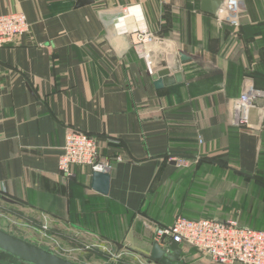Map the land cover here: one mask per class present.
Returning <instances> with one entry per match:
<instances>
[{"label": "crops", "instance_id": "crops-1", "mask_svg": "<svg viewBox=\"0 0 264 264\" xmlns=\"http://www.w3.org/2000/svg\"><path fill=\"white\" fill-rule=\"evenodd\" d=\"M242 1L232 27L203 11L201 0H0L1 13L22 11L30 24L0 49V194L14 201L0 198L4 210L38 228L46 219L47 233L79 244L90 230V244L139 264L150 261L155 225L176 216H151L145 205L183 170L179 160L264 184L253 175L264 155V98L248 125L233 120L246 82L264 91V0ZM120 6L127 12L117 28ZM144 26L161 38L147 46L152 73L134 44L133 31ZM175 62L181 80L156 88L154 74ZM70 129L96 136L99 158L111 164L107 194L91 188L86 166L59 171ZM180 247V260L192 264L187 250L198 251Z\"/></svg>", "mask_w": 264, "mask_h": 264}, {"label": "built area", "instance_id": "built-area-1", "mask_svg": "<svg viewBox=\"0 0 264 264\" xmlns=\"http://www.w3.org/2000/svg\"><path fill=\"white\" fill-rule=\"evenodd\" d=\"M222 9L224 15L220 14L221 11L217 12V18L232 27H238L245 10L244 2L222 0ZM119 12L122 16L117 18L115 25L122 28L121 22L127 8L120 6ZM29 30L30 24L24 12H0V49L5 44L19 41L23 35L29 33ZM133 35L137 52L145 60L149 73H152L151 56L147 46L157 40L160 41L161 38L145 26L134 30ZM259 98H264V91L246 82L242 92L233 102V120L237 126L248 125V112ZM57 164L59 171L65 176L72 174L74 166H86L90 173L108 172L111 169V164L98 156L96 136L76 129L67 132ZM1 212H4V207L0 203ZM40 228L47 236L49 226L46 220H43ZM153 233L154 241L161 247H166L170 242H176L179 246H190L215 264H264V229L240 225L233 219L223 220L217 217L189 219L177 215L170 224H156ZM93 248L100 249L112 262L122 255L103 245L90 244V249ZM137 260L139 264H158L152 260L146 261L141 258Z\"/></svg>", "mask_w": 264, "mask_h": 264}, {"label": "rangeland", "instance_id": "rangeland-1", "mask_svg": "<svg viewBox=\"0 0 264 264\" xmlns=\"http://www.w3.org/2000/svg\"><path fill=\"white\" fill-rule=\"evenodd\" d=\"M262 158V162H259L260 168L253 175L264 182V155H262ZM182 161L179 160L178 162L180 169L183 170L172 180V183L164 188L154 189L151 192L145 205V211L149 215L156 216L159 211H163L166 212L168 217L171 216L172 218L175 215L177 216V213H181L188 218L206 216L229 217L236 220L239 224L264 229V215H259V213L264 214V194L261 193V188H259L264 186V184L255 182L248 177L237 175L226 168L208 166L192 160ZM184 170L185 172H183ZM248 204H251L250 218L244 213ZM0 218L4 220V224L0 220V229L9 230V232L19 237L23 236L26 240L45 249H54L55 252L64 258L78 264H100L101 262L104 264L106 260H109L100 249H90V237L88 234L90 233V230H88L90 226L82 224L80 221L75 223L89 228H86L88 232L81 233L83 241H80L79 244L75 237L65 240L55 234L50 235L47 233L49 236H46L40 227L38 228L34 223L18 217L10 211L4 210V212H1ZM251 221H257L258 226L251 225ZM41 222L43 221L41 220ZM69 228L66 230H71L70 226ZM187 254L190 256L189 262H192V264H200L201 261L211 264L204 255L198 252L187 250ZM123 263L124 261L120 260V258L114 262V264ZM0 264L22 263L0 252ZM124 264L134 263L125 262Z\"/></svg>", "mask_w": 264, "mask_h": 264}, {"label": "water", "instance_id": "water-1", "mask_svg": "<svg viewBox=\"0 0 264 264\" xmlns=\"http://www.w3.org/2000/svg\"><path fill=\"white\" fill-rule=\"evenodd\" d=\"M92 2V0H77L76 5H84ZM222 5V0H201V9L203 11L216 14ZM187 57L183 53L178 54V59L185 60ZM174 71L171 75L170 72ZM154 86L162 87L164 84L173 83L181 80V74L178 71V64L175 62L170 68H164L153 76ZM110 184V175L108 172L93 171L91 173L90 186L93 190L107 194ZM0 198L4 201L14 202L0 194ZM0 251L11 256L22 264H78L63 256L55 253L51 249H45L35 243L27 241L10 232L0 229ZM181 247L176 242H170L166 247H161L157 242L153 241L149 253L150 260L158 264H183L180 260ZM109 264H113L110 262Z\"/></svg>", "mask_w": 264, "mask_h": 264}, {"label": "trees", "instance_id": "trees-1", "mask_svg": "<svg viewBox=\"0 0 264 264\" xmlns=\"http://www.w3.org/2000/svg\"><path fill=\"white\" fill-rule=\"evenodd\" d=\"M262 160H263V158H262V156L259 158V162L261 163L262 162ZM1 253H4V252H2V251H0ZM5 254V253H4ZM6 255H8V254H6ZM10 256V255H9ZM11 257V256H10ZM17 261V260H16Z\"/></svg>", "mask_w": 264, "mask_h": 264}]
</instances>
